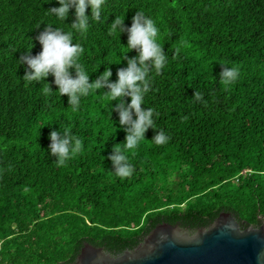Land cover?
<instances>
[{"label": "trees", "instance_id": "trees-1", "mask_svg": "<svg viewBox=\"0 0 264 264\" xmlns=\"http://www.w3.org/2000/svg\"><path fill=\"white\" fill-rule=\"evenodd\" d=\"M56 0H0V239L8 264H72L87 242L112 255L133 249L157 224L190 231L220 212L241 227L264 217V0H106L103 23L74 37L90 82L105 68L116 80L126 67L127 34H108L115 16L126 27L136 11L157 24L168 62L152 74L156 130L170 140L156 146L149 129L125 154L135 168L119 178L107 157L126 133L110 118L102 90L71 112L68 97L45 96L42 83L23 79L19 59L41 51L45 24L70 26L47 11ZM90 15V9L86 10ZM120 39V40H119ZM33 47L31 48V45ZM221 65L240 69L237 82L219 81ZM74 75V73H73ZM46 83L57 86L49 75ZM203 93L207 103L195 101ZM130 102V98H125ZM186 118V119H185ZM67 126L83 151L57 166L48 155L51 131Z\"/></svg>", "mask_w": 264, "mask_h": 264}, {"label": "clouds", "instance_id": "clouds-1", "mask_svg": "<svg viewBox=\"0 0 264 264\" xmlns=\"http://www.w3.org/2000/svg\"><path fill=\"white\" fill-rule=\"evenodd\" d=\"M58 7L51 8L47 13L57 21L65 25L69 18L70 10L75 17L70 26L46 27L36 37L41 46V51L32 56L27 51L19 59L21 65H25L23 79L27 82L42 83V94L45 96L59 94V97L67 96L68 105L72 113L81 110L82 99L89 97L94 92L102 90L104 100L116 102L109 107L110 118L112 112L118 117V122L126 133L122 148H113L107 159L111 162V171L119 178H128L133 175L135 168L129 163L125 154L129 150L138 148L145 139V133L152 129L155 134L151 143L156 146L165 145L170 137L163 130H156L155 117L158 115L152 107H146V97L152 91V74H160L165 68L168 57L161 46V33L156 22L142 11H136L131 20V26L126 27L124 18L115 16L114 21L108 25V34H127V53L135 51L136 55L129 58L126 55L121 60H126V67L119 68L116 72V80L112 81V71L109 67L95 80L90 82V75L81 57L84 48L81 43L74 42V37L85 36L91 25L95 22L103 23L101 17L106 7V0H56ZM90 9V15L86 10ZM120 40V39H119ZM33 44L31 45V48ZM219 81L225 85H231L238 81L240 69L236 66L221 65ZM74 73V75H73ZM53 77V83L57 91L53 92L47 77ZM125 98H130L126 103ZM193 99L202 103L203 93L194 92ZM186 119V118H185ZM50 144L48 155L55 157L57 166H63L83 151V140L69 131L67 126L59 130L51 131L48 137Z\"/></svg>", "mask_w": 264, "mask_h": 264}, {"label": "water", "instance_id": "water-1", "mask_svg": "<svg viewBox=\"0 0 264 264\" xmlns=\"http://www.w3.org/2000/svg\"><path fill=\"white\" fill-rule=\"evenodd\" d=\"M241 227L220 212L206 227L155 225L133 249L112 255L84 242L72 264H264V217Z\"/></svg>", "mask_w": 264, "mask_h": 264}, {"label": "built area", "instance_id": "built-area-1", "mask_svg": "<svg viewBox=\"0 0 264 264\" xmlns=\"http://www.w3.org/2000/svg\"><path fill=\"white\" fill-rule=\"evenodd\" d=\"M2 243H3V241H2V239H0V255H1V250H2ZM0 264H8V263L4 262L0 256Z\"/></svg>", "mask_w": 264, "mask_h": 264}, {"label": "flooded vegetation", "instance_id": "flooded-vegetation-1", "mask_svg": "<svg viewBox=\"0 0 264 264\" xmlns=\"http://www.w3.org/2000/svg\"><path fill=\"white\" fill-rule=\"evenodd\" d=\"M185 229V228H184ZM187 230V229H186ZM188 231H190V230H188Z\"/></svg>", "mask_w": 264, "mask_h": 264}]
</instances>
